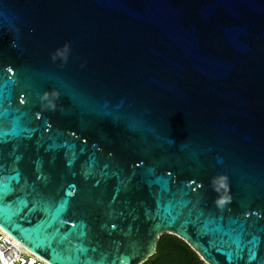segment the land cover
I'll return each instance as SVG.
<instances>
[{"label": "water", "instance_id": "95a60500", "mask_svg": "<svg viewBox=\"0 0 264 264\" xmlns=\"http://www.w3.org/2000/svg\"><path fill=\"white\" fill-rule=\"evenodd\" d=\"M0 229L46 264L163 234L264 264V0H0Z\"/></svg>", "mask_w": 264, "mask_h": 264}, {"label": "trees", "instance_id": "16d2710c", "mask_svg": "<svg viewBox=\"0 0 264 264\" xmlns=\"http://www.w3.org/2000/svg\"><path fill=\"white\" fill-rule=\"evenodd\" d=\"M144 264H204L198 255L180 239L163 234L159 237L155 254Z\"/></svg>", "mask_w": 264, "mask_h": 264}, {"label": "built area", "instance_id": "2783aa9c", "mask_svg": "<svg viewBox=\"0 0 264 264\" xmlns=\"http://www.w3.org/2000/svg\"><path fill=\"white\" fill-rule=\"evenodd\" d=\"M0 264H46L0 229Z\"/></svg>", "mask_w": 264, "mask_h": 264}, {"label": "clouds", "instance_id": "9594fccd", "mask_svg": "<svg viewBox=\"0 0 264 264\" xmlns=\"http://www.w3.org/2000/svg\"><path fill=\"white\" fill-rule=\"evenodd\" d=\"M223 179L226 181L227 178L225 177V178H223ZM221 187H223V188L225 189V191H228V186H227L226 183L222 184ZM214 191H219V189L214 188ZM229 202H230V197H228L227 199H225L224 197H220V198L216 201L217 204H224V203H229Z\"/></svg>", "mask_w": 264, "mask_h": 264}]
</instances>
